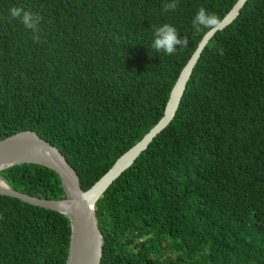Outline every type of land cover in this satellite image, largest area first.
Instances as JSON below:
<instances>
[{
    "label": "trees",
    "instance_id": "obj_1",
    "mask_svg": "<svg viewBox=\"0 0 264 264\" xmlns=\"http://www.w3.org/2000/svg\"><path fill=\"white\" fill-rule=\"evenodd\" d=\"M0 0V139L32 131L89 189L163 116L198 42L200 7L237 0ZM39 17V40L10 16ZM174 26L186 46L151 47ZM31 197L65 198L34 164L0 171ZM101 264H264V0H247L193 69L174 119L95 205ZM60 213L0 195V264H65Z\"/></svg>",
    "mask_w": 264,
    "mask_h": 264
},
{
    "label": "water",
    "instance_id": "obj_2",
    "mask_svg": "<svg viewBox=\"0 0 264 264\" xmlns=\"http://www.w3.org/2000/svg\"><path fill=\"white\" fill-rule=\"evenodd\" d=\"M246 1L237 0L222 19L224 28L237 18ZM216 32L218 31H207L198 42L191 57L179 73L170 91L163 116L157 124L137 144L122 154L110 169L86 191L81 189L76 171L60 151L51 143L38 137L35 132L23 131L0 139V171L16 165L34 164L46 167L58 175L65 193L63 199L31 197L13 190L1 179L0 195L60 213L68 219L70 235L65 264H101L104 240L98 226L95 205L110 185L132 166L151 141L172 122L193 69Z\"/></svg>",
    "mask_w": 264,
    "mask_h": 264
},
{
    "label": "clouds",
    "instance_id": "obj_3",
    "mask_svg": "<svg viewBox=\"0 0 264 264\" xmlns=\"http://www.w3.org/2000/svg\"><path fill=\"white\" fill-rule=\"evenodd\" d=\"M177 4L175 0L172 3H167L163 6L164 11L175 10ZM10 16L13 19L19 20L27 29H31L34 33L33 39L39 40L38 26L40 19L34 16L33 13L22 8L13 6L9 10ZM193 27L199 30L201 27L211 31H219L224 28V23L220 17L214 13L208 12L204 7H200L196 12L193 20ZM154 39L151 47L158 52H163L167 55H172L177 51V45L186 46L187 39H181L177 29L170 24H163L159 27H154Z\"/></svg>",
    "mask_w": 264,
    "mask_h": 264
}]
</instances>
